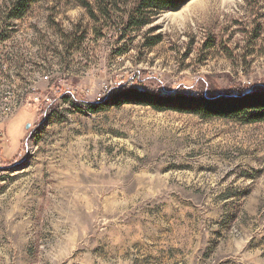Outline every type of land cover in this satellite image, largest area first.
I'll return each mask as SVG.
<instances>
[{"label": "rangeland", "instance_id": "obj_1", "mask_svg": "<svg viewBox=\"0 0 264 264\" xmlns=\"http://www.w3.org/2000/svg\"><path fill=\"white\" fill-rule=\"evenodd\" d=\"M15 1L0 0V264H264V123L74 105L125 82L264 85V0H191L143 27L136 0L10 20Z\"/></svg>", "mask_w": 264, "mask_h": 264}, {"label": "trees", "instance_id": "obj_2", "mask_svg": "<svg viewBox=\"0 0 264 264\" xmlns=\"http://www.w3.org/2000/svg\"><path fill=\"white\" fill-rule=\"evenodd\" d=\"M41 0H16L11 9L10 20H21L30 7ZM100 8L108 0H96ZM191 0H136L134 14L137 20L134 26L143 27L164 12H176ZM84 7L89 8L85 0H80ZM63 101L70 102L71 97L63 96ZM72 102V101H71ZM70 102V103H71ZM113 103V104H112ZM133 103L151 107L157 112H176L194 115L202 120H225L241 125L264 123V85L255 86L247 92L238 94L215 95L210 92H197L196 95L182 96L152 93L132 87L130 82L123 83L110 100L98 104L82 102L76 105L77 111L95 113L106 105L121 106Z\"/></svg>", "mask_w": 264, "mask_h": 264}, {"label": "built area", "instance_id": "obj_3", "mask_svg": "<svg viewBox=\"0 0 264 264\" xmlns=\"http://www.w3.org/2000/svg\"><path fill=\"white\" fill-rule=\"evenodd\" d=\"M45 80H48V77H45Z\"/></svg>", "mask_w": 264, "mask_h": 264}]
</instances>
